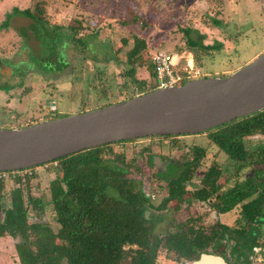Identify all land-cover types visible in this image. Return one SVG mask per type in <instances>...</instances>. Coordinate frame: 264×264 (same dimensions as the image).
I'll return each instance as SVG.
<instances>
[{"label":"trees","instance_id":"16d2710c","mask_svg":"<svg viewBox=\"0 0 264 264\" xmlns=\"http://www.w3.org/2000/svg\"><path fill=\"white\" fill-rule=\"evenodd\" d=\"M37 7L38 14L46 10L44 4ZM25 13L32 17V23L38 29L37 36H40L42 32L39 29L44 26L45 19L31 10ZM76 23L69 25L74 38L83 29L81 21ZM5 24L10 26L8 19L3 26ZM183 31L199 66L205 64L206 56L223 46L219 41L204 43L205 35L197 29L188 27ZM192 33H196L198 38ZM124 41L127 43L126 39ZM146 49L147 40L136 38L127 49L126 58L119 61L123 64L121 74L138 85L139 93L157 88L136 77L137 68L143 64L151 77L156 78L154 64L143 59L142 53ZM232 72L204 76H226ZM100 76L103 77L104 73ZM117 101H108L101 106ZM86 110L89 109L82 111ZM57 117L51 113L48 118ZM40 121H19L15 126L0 127H22ZM200 133L207 135L210 145H215L234 160L233 169L224 164L211 163L200 177V182L195 183L193 177L205 161L207 146L192 145V155L184 160L155 154L148 149L149 152L144 153L143 165L139 167L141 173L145 165L158 166L154 160L156 156L169 160L167 194L157 205L143 191L142 179L132 176L133 156H129L124 149L117 151L114 148L116 143L129 139L86 148L52 161L57 163L56 176L49 184L48 199L43 193L37 196L32 192L35 173L21 176L20 171L25 169L7 171L13 177L14 185L7 193V179L0 178V237L11 236L16 240L19 264H157L164 252L166 256L173 252L177 264L198 259L206 252L222 255L229 264L233 261L236 264L250 262L251 250L259 244L264 226V109ZM155 136L172 138L175 148H182L178 139L181 135L144 137ZM255 138H260L261 143L252 149L249 141ZM225 171L231 173L225 183L233 178V184L229 186L219 182ZM191 184L195 187L192 196L209 202L220 214L238 207L242 224L240 221L239 227H232L216 220L204 226L200 216L191 215L171 223L173 227L162 233H156L157 219L154 216L160 214L155 211L166 210L171 200L189 199L186 193ZM5 198L9 199V205L3 201ZM152 208L154 211H151ZM146 210H150L149 216ZM44 215H51L53 224L43 219ZM229 239L234 240L230 250ZM232 256L233 261L230 259Z\"/></svg>","mask_w":264,"mask_h":264},{"label":"rangeland","instance_id":"374dc122","mask_svg":"<svg viewBox=\"0 0 264 264\" xmlns=\"http://www.w3.org/2000/svg\"><path fill=\"white\" fill-rule=\"evenodd\" d=\"M38 4H44V13H37ZM27 10L45 19L39 32H42L41 43L48 52H53L50 65L47 60L43 63L22 48L21 39L11 26H3L12 14H26ZM28 17L32 21V17ZM76 21L82 22L83 29L74 38L69 25L71 22L78 24ZM188 27L204 34V43L219 41L223 46L206 56L203 66L191 59L186 60L184 66L188 62L194 63L193 66L203 69L202 76L229 73L264 51V0H0V87L6 91L0 93V125L15 126L19 121L46 120L51 113L61 117L139 94L138 85L121 74L123 64L119 61L126 58L127 49L136 38H144L147 40V49L142 53L144 61L151 62L150 55L156 50L181 53L183 61L193 56L183 31ZM192 34L198 38L196 33ZM184 66L180 65L179 69ZM102 73L103 77L100 76ZM136 77L154 85V79L143 64L137 68ZM178 139L182 148H175L172 138L159 136L129 139L114 145L117 151L124 149L133 156L132 176L142 179L143 191L156 205L167 194V181L153 174L154 165H145L141 173L139 167H142L148 149L155 154L184 160L192 155V145L207 146L205 161L193 177L195 183L200 182L211 163L233 169L234 160L215 145H210L205 133L181 135ZM249 142L250 147L256 149L261 139ZM55 165V162L42 164L19 174L35 173L32 192L37 196L43 193L48 199L49 184L56 176ZM230 174L225 171L219 182L226 186L233 184V178L225 183ZM4 178L9 193L14 185L13 177L7 175ZM134 187L138 189V186ZM188 189L186 196L189 199L171 200L166 210L155 211L162 216H154L157 219L156 233H162L172 226L171 223L191 215L200 216L204 226L216 220L232 227H239L240 221L242 224L238 207L220 214L209 202L192 196L195 189L192 184ZM3 201L10 204L8 198ZM150 214L148 211L147 215ZM43 219L53 224L51 215H44ZM263 231L260 242L264 241ZM15 242L11 236L0 237V264H19ZM228 243L230 250L234 240L229 239ZM250 256V262L241 264H254V255ZM233 257H230L232 261ZM157 264H177L174 253L166 256L164 252ZM233 264L236 263L233 261Z\"/></svg>","mask_w":264,"mask_h":264},{"label":"water","instance_id":"95a60500","mask_svg":"<svg viewBox=\"0 0 264 264\" xmlns=\"http://www.w3.org/2000/svg\"><path fill=\"white\" fill-rule=\"evenodd\" d=\"M9 24L40 56L30 36V17L12 15ZM262 109L264 51L226 76H200L94 109L22 127H0V171L35 167L123 139L197 134ZM154 160L160 167L168 163L160 156ZM180 264L229 263L222 255L206 252Z\"/></svg>","mask_w":264,"mask_h":264},{"label":"built area","instance_id":"2783aa9c","mask_svg":"<svg viewBox=\"0 0 264 264\" xmlns=\"http://www.w3.org/2000/svg\"><path fill=\"white\" fill-rule=\"evenodd\" d=\"M150 58L156 70L154 85H156L157 88L177 85L184 79H194L202 76L203 73L202 68L193 66L194 63L190 64L188 62L187 65L184 66L185 64L181 62L183 57L181 53L178 52L156 50L151 53ZM180 65L184 67L179 69ZM25 170L30 171L32 169L25 168ZM7 175V171H0V178H4ZM253 263L264 264V241L255 247Z\"/></svg>","mask_w":264,"mask_h":264},{"label":"flooded vegetation","instance_id":"af4514ba","mask_svg":"<svg viewBox=\"0 0 264 264\" xmlns=\"http://www.w3.org/2000/svg\"><path fill=\"white\" fill-rule=\"evenodd\" d=\"M17 14H21L23 16H28L27 14H24V13H17ZM14 15V14H12ZM13 28V27H12ZM36 27L32 26V21L30 20V36H32V40H34V42L36 43L37 45V48L39 49L40 51V58L37 57L31 47L28 45V41L26 40V37H24V35H22L21 33H19L17 30H14L18 33L20 39H21V42H22V48L26 49L27 51H29V54L31 55H34L36 58H38L40 61H42L43 63H46L45 60H47V64L50 65L51 64V58H50V55L53 53L52 51L51 52H48V50H46L47 48L45 47V45H43L40 41V36H37L39 33H38V29H35ZM24 34L25 36H27V32L24 30ZM55 60V59H54ZM161 157V156H160ZM163 160V159H162ZM163 161H166V160H163ZM169 161V160H167ZM155 167V168H154ZM152 168V170L154 169L156 177L160 178L161 180H164V181H167V177L168 175L170 174L169 173V167L167 165L165 166H154ZM148 211L150 210H146V214L148 213ZM233 264V263H231ZM255 264V263H254Z\"/></svg>","mask_w":264,"mask_h":264},{"label":"crops","instance_id":"0c3cea01","mask_svg":"<svg viewBox=\"0 0 264 264\" xmlns=\"http://www.w3.org/2000/svg\"><path fill=\"white\" fill-rule=\"evenodd\" d=\"M10 25V24H9ZM207 44V43H206ZM193 53V52H192ZM183 58H184V56H183ZM192 60V62L194 61L195 62V58H194V54H193V56L192 57H186V59L185 60H183V61H181L183 64H185L186 63V60ZM199 67V66H198ZM4 87V86H3ZM0 93H6V91H5V89L4 88H1L0 87ZM263 242V241H262ZM259 243H261L260 241H259ZM257 246V245H256ZM255 246V247H256ZM251 255H255V248H254V251H253V254H251Z\"/></svg>","mask_w":264,"mask_h":264}]
</instances>
